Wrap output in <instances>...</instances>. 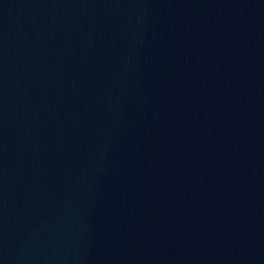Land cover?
<instances>
[{
    "label": "water",
    "instance_id": "water-1",
    "mask_svg": "<svg viewBox=\"0 0 264 264\" xmlns=\"http://www.w3.org/2000/svg\"><path fill=\"white\" fill-rule=\"evenodd\" d=\"M0 264H264V0H0Z\"/></svg>",
    "mask_w": 264,
    "mask_h": 264
}]
</instances>
